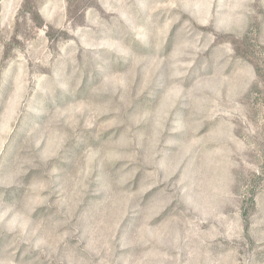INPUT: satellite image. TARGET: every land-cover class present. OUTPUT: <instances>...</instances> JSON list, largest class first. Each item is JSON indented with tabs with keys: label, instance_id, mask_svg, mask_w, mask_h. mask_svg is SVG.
Instances as JSON below:
<instances>
[{
	"label": "rangeland",
	"instance_id": "1",
	"mask_svg": "<svg viewBox=\"0 0 264 264\" xmlns=\"http://www.w3.org/2000/svg\"><path fill=\"white\" fill-rule=\"evenodd\" d=\"M0 264H264V0H0Z\"/></svg>",
	"mask_w": 264,
	"mask_h": 264
}]
</instances>
